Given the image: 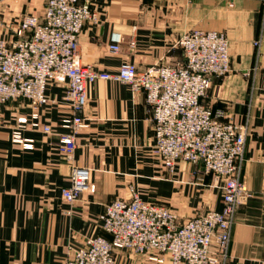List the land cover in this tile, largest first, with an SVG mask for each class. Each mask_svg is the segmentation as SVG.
<instances>
[{
    "label": "crops",
    "instance_id": "crops-1",
    "mask_svg": "<svg viewBox=\"0 0 264 264\" xmlns=\"http://www.w3.org/2000/svg\"><path fill=\"white\" fill-rule=\"evenodd\" d=\"M44 2L0 0V38L13 36L6 22L15 14H40ZM91 6L99 20L85 23L79 56L97 71L116 72L124 60L138 69L182 61L177 40L184 32L226 33L231 70L213 77L202 101L220 119L247 122L242 180L251 195L236 211L225 264H264V0H91ZM113 29L125 35L118 52L108 49ZM130 36L134 48L127 44ZM258 38L259 48L253 44ZM63 90L48 83L46 93L57 102L39 108L40 121L53 128L68 113L60 102ZM86 95L87 124L76 135L73 162L89 168L94 188L71 203L60 194L70 178L69 165L52 149L56 134L27 129L23 137L32 139L31 146L12 142L10 127L31 110L20 100L0 103V264H65L70 247L87 236L110 238L99 215L113 199H128L131 186L141 199L168 206L180 221L201 210L221 209L213 175L193 176L195 166L184 160L167 172L153 153L151 115L142 91L97 79L87 85ZM114 264L170 262L163 253L117 249Z\"/></svg>",
    "mask_w": 264,
    "mask_h": 264
},
{
    "label": "built area",
    "instance_id": "built-area-1",
    "mask_svg": "<svg viewBox=\"0 0 264 264\" xmlns=\"http://www.w3.org/2000/svg\"><path fill=\"white\" fill-rule=\"evenodd\" d=\"M98 20L91 0H45L40 14L17 13L6 22L13 36L0 38V103L20 100L31 110L29 116H17L10 140L26 147L32 139L23 137L24 130L55 133L52 149L69 165L70 183L60 194L73 202L94 188L89 168L73 162L76 135L87 124L83 116L87 85L97 79L122 82L131 91L144 93L151 115L152 150L167 172L184 160L195 166L193 176L213 175L221 189L222 207L180 221L168 206L141 199L131 186L128 199H113L99 215L110 238L87 236L81 245L70 247L65 264H114L117 249L163 253L170 264H225L236 211L251 195L242 180L247 122L220 119L202 101L213 77L231 69L226 33L190 29L177 40L182 61L138 69L135 62L124 60L116 72H106L94 70L79 56L85 23ZM124 41V33L113 29L108 49L118 52ZM260 42L258 38L253 44L259 48ZM127 44L135 47L133 36ZM50 82L63 86L60 102L68 106L57 129L42 123L39 115L41 106L57 102L46 93ZM148 258L163 261L153 254Z\"/></svg>",
    "mask_w": 264,
    "mask_h": 264
},
{
    "label": "rangeland",
    "instance_id": "rangeland-1",
    "mask_svg": "<svg viewBox=\"0 0 264 264\" xmlns=\"http://www.w3.org/2000/svg\"><path fill=\"white\" fill-rule=\"evenodd\" d=\"M205 30V29H204ZM210 30V29H209ZM213 30H215V29H213ZM221 31V30H220ZM229 60H230V58H229ZM230 68H231V66H230ZM231 70V69H230Z\"/></svg>",
    "mask_w": 264,
    "mask_h": 264
}]
</instances>
